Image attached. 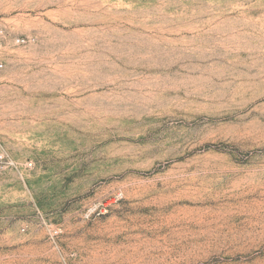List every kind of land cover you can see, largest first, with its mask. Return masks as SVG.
I'll return each mask as SVG.
<instances>
[{"label": "rangeland", "instance_id": "rangeland-1", "mask_svg": "<svg viewBox=\"0 0 264 264\" xmlns=\"http://www.w3.org/2000/svg\"><path fill=\"white\" fill-rule=\"evenodd\" d=\"M0 264H264V0H0Z\"/></svg>", "mask_w": 264, "mask_h": 264}, {"label": "built area", "instance_id": "built-area-1", "mask_svg": "<svg viewBox=\"0 0 264 264\" xmlns=\"http://www.w3.org/2000/svg\"><path fill=\"white\" fill-rule=\"evenodd\" d=\"M3 68H4V65H3V63L0 61V72L3 70Z\"/></svg>", "mask_w": 264, "mask_h": 264}]
</instances>
